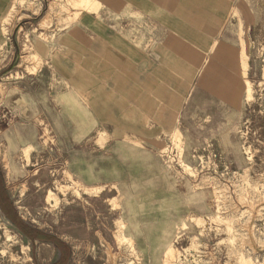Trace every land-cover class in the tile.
Masks as SVG:
<instances>
[{
	"label": "rangeland",
	"instance_id": "1",
	"mask_svg": "<svg viewBox=\"0 0 264 264\" xmlns=\"http://www.w3.org/2000/svg\"><path fill=\"white\" fill-rule=\"evenodd\" d=\"M246 2L257 18L236 28V80L220 95L228 68L207 72L182 121L157 124L150 136L147 124L134 131L132 121L117 122L131 116L111 110L87 139L56 137L51 108L27 123L5 86L28 65L30 38L25 31L11 43L8 17L0 182L15 216L62 248L28 238L0 197V264H264V0ZM23 124L35 127L29 137Z\"/></svg>",
	"mask_w": 264,
	"mask_h": 264
},
{
	"label": "crops",
	"instance_id": "2",
	"mask_svg": "<svg viewBox=\"0 0 264 264\" xmlns=\"http://www.w3.org/2000/svg\"><path fill=\"white\" fill-rule=\"evenodd\" d=\"M29 3L36 13L21 6ZM10 15V42L26 31L32 49L21 78L5 86L10 105L27 123L51 108L56 137L76 139L109 122L110 110L131 116L117 122L134 131L147 124L146 136L157 124L176 127L203 75L228 68L220 95L236 80V28L257 18L246 0H0V43ZM32 129L18 128L26 137Z\"/></svg>",
	"mask_w": 264,
	"mask_h": 264
},
{
	"label": "trees",
	"instance_id": "3",
	"mask_svg": "<svg viewBox=\"0 0 264 264\" xmlns=\"http://www.w3.org/2000/svg\"><path fill=\"white\" fill-rule=\"evenodd\" d=\"M0 197L2 198L3 201V205H4V209H5V213L7 214L8 217H10V219H12L15 224L23 231V233L30 239L32 240H40V241H51L53 242L57 248H62L61 244L59 243L58 240H56L55 238L46 236L44 234H41L39 232H37L36 230L28 227L27 225H25L24 223H22L14 214L12 206L10 205V203L7 201L6 199V195L4 193L2 184L0 182Z\"/></svg>",
	"mask_w": 264,
	"mask_h": 264
},
{
	"label": "bare ground",
	"instance_id": "4",
	"mask_svg": "<svg viewBox=\"0 0 264 264\" xmlns=\"http://www.w3.org/2000/svg\"><path fill=\"white\" fill-rule=\"evenodd\" d=\"M58 199V198H57Z\"/></svg>",
	"mask_w": 264,
	"mask_h": 264
}]
</instances>
